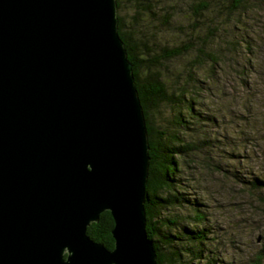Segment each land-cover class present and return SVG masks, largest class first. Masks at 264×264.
<instances>
[{
	"label": "water",
	"instance_id": "95a60500",
	"mask_svg": "<svg viewBox=\"0 0 264 264\" xmlns=\"http://www.w3.org/2000/svg\"><path fill=\"white\" fill-rule=\"evenodd\" d=\"M117 0H0V264H157L149 139ZM109 211L115 247L88 235Z\"/></svg>",
	"mask_w": 264,
	"mask_h": 264
},
{
	"label": "trees",
	"instance_id": "16d2710c",
	"mask_svg": "<svg viewBox=\"0 0 264 264\" xmlns=\"http://www.w3.org/2000/svg\"><path fill=\"white\" fill-rule=\"evenodd\" d=\"M117 4L119 34L133 64L148 128L145 208L157 264H219L209 250L216 232L209 224L204 196L196 194L206 191L201 174L206 170L222 181L244 184L231 166H221L222 160L233 161L246 143L259 148L264 130L258 117L254 121L245 117L239 131L233 105L209 112L201 98L208 90L205 82L215 80L216 68L245 70L244 66L255 71L254 62L264 53V0H117ZM176 34L182 39L170 43ZM244 89L249 95L253 92L247 83ZM218 124L222 135L211 132L210 125ZM237 131L239 138L233 136ZM229 138L233 144L220 142ZM225 148L231 149L230 156ZM194 171H199L198 178ZM191 177L198 179L195 184L188 182ZM259 178L251 180L254 192L264 190ZM258 196L264 215V193ZM113 228V217L106 211L88 227V235L113 249ZM255 259L254 264H264V247Z\"/></svg>",
	"mask_w": 264,
	"mask_h": 264
},
{
	"label": "rangeland",
	"instance_id": "374dc122",
	"mask_svg": "<svg viewBox=\"0 0 264 264\" xmlns=\"http://www.w3.org/2000/svg\"><path fill=\"white\" fill-rule=\"evenodd\" d=\"M181 39V35L176 34L169 40L170 43L175 44ZM173 65H179V63L174 62ZM254 66L255 71L253 67L250 69V67L244 66L245 70H242V67L226 71L216 68V78L214 81L205 82V88L208 90L201 98L202 103L210 110L209 112L226 109L229 105H233L235 127L239 125V131L242 127L244 128V119L250 118L251 121H254L253 118L256 117L259 118L258 126L261 131L264 130V53L258 56ZM246 83L250 86L251 91L253 90V92L249 90L251 95L244 89ZM251 99L252 101H250ZM219 122L221 124L223 120ZM218 126L219 124L210 125V128L213 127L211 132H218ZM239 131L236 134L233 133V136L239 138ZM231 140L229 138L220 142L233 144L234 141ZM259 143V148H254L246 143L247 148L236 151L237 155L233 161L222 160L221 166L223 168L231 166L233 174H236L241 180H245L244 184L241 181L236 182L228 179L222 181L218 174L211 175L206 170L203 172H206L205 174H201L202 178L200 177L203 182L202 188L206 191L199 190L196 194L204 196V208L210 217L209 224L216 232V241L210 243L209 250H213V256L217 258L219 264H254L255 256L264 247V215L261 214L262 210L258 209L261 207L260 204H263L260 202L262 197L258 195L259 192L264 193V190L254 192L251 185L254 176L259 178L261 175L262 178L259 179L264 182V152L261 148L264 143L261 141ZM224 150L231 149L225 148ZM230 154L229 151L227 155L230 156ZM193 174L198 178L199 171H194ZM197 178L194 180L191 177V182L190 180L188 182L195 184Z\"/></svg>",
	"mask_w": 264,
	"mask_h": 264
}]
</instances>
